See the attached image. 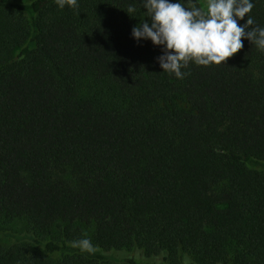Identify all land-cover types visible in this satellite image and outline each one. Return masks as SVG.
<instances>
[{
  "label": "trees",
  "instance_id": "obj_1",
  "mask_svg": "<svg viewBox=\"0 0 264 264\" xmlns=\"http://www.w3.org/2000/svg\"><path fill=\"white\" fill-rule=\"evenodd\" d=\"M77 5L0 0V219L26 224L0 264H264V52L178 79L139 0Z\"/></svg>",
  "mask_w": 264,
  "mask_h": 264
},
{
  "label": "clouds",
  "instance_id": "obj_2",
  "mask_svg": "<svg viewBox=\"0 0 264 264\" xmlns=\"http://www.w3.org/2000/svg\"><path fill=\"white\" fill-rule=\"evenodd\" d=\"M145 16L131 29L134 41H151L161 49L155 58L162 72L178 79L188 75L181 69L189 63L197 66L220 65L233 56L248 40L257 50L264 52V26H254L248 15L254 0H207L205 8L197 6V0H139ZM58 9L77 7V0H54ZM190 5V6H188ZM135 12L133 6L127 13ZM247 15L243 24L238 21ZM251 26V27H250ZM243 38V40H242ZM73 247L91 253L90 240H73Z\"/></svg>",
  "mask_w": 264,
  "mask_h": 264
},
{
  "label": "rangeland",
  "instance_id": "obj_3",
  "mask_svg": "<svg viewBox=\"0 0 264 264\" xmlns=\"http://www.w3.org/2000/svg\"><path fill=\"white\" fill-rule=\"evenodd\" d=\"M22 1H28V0H22ZM197 1L200 3L202 9L206 7L207 0H197ZM12 52L15 53L16 49L13 48ZM209 209L212 210L213 207L209 205ZM5 230H9L10 232H13L17 235H23L26 233L25 232L26 224L23 219H13L10 221H4L3 219H0V245L8 247L14 243V239L12 237L2 235V232ZM29 242L30 241L27 238H24L21 241L22 244H26V245H29ZM230 252H232V248ZM107 254L110 257L108 264H137L136 262L133 263L128 262L125 259L127 257L128 258L132 257L135 261L138 262V264H144L145 262L144 260L140 259L143 256L135 250L123 249L119 251L109 252Z\"/></svg>",
  "mask_w": 264,
  "mask_h": 264
}]
</instances>
